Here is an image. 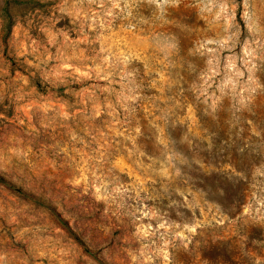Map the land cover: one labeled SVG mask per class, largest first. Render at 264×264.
I'll return each mask as SVG.
<instances>
[{"label":"rangeland","instance_id":"rangeland-1","mask_svg":"<svg viewBox=\"0 0 264 264\" xmlns=\"http://www.w3.org/2000/svg\"><path fill=\"white\" fill-rule=\"evenodd\" d=\"M0 264H264V0H0Z\"/></svg>","mask_w":264,"mask_h":264}]
</instances>
